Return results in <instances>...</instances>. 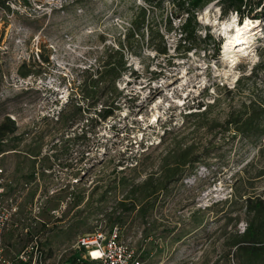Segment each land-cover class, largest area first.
<instances>
[{"label":"rangeland","instance_id":"obj_1","mask_svg":"<svg viewBox=\"0 0 264 264\" xmlns=\"http://www.w3.org/2000/svg\"><path fill=\"white\" fill-rule=\"evenodd\" d=\"M146 1L0 4V123L15 122L0 140V167L21 196L6 254L37 235L43 264H65L76 237L116 224L141 264H264V249L250 254L238 237L251 222L264 245V0L242 15L226 0L199 7L189 51L178 46L185 13L170 0L129 34ZM232 16L237 26L249 19L255 38L230 67L221 49L235 26L221 29ZM205 34L217 51L203 49ZM119 42L126 65L107 90L132 101L90 125L108 94L80 98L83 75ZM243 110H263L244 133L226 123ZM172 167L179 171L168 176ZM145 201L153 205L143 216Z\"/></svg>","mask_w":264,"mask_h":264},{"label":"trees","instance_id":"obj_2","mask_svg":"<svg viewBox=\"0 0 264 264\" xmlns=\"http://www.w3.org/2000/svg\"><path fill=\"white\" fill-rule=\"evenodd\" d=\"M174 6H176V10L178 11L177 14H179L180 11H183L185 13L184 19L182 23L179 25V31L182 36H180V41L183 40L185 44L187 42V45H185L183 50L189 51L192 47L195 46L196 39L199 38V35H197V26L198 20L196 19V11L199 7L203 6L205 3L211 1V0H170ZM227 2L232 3V7L235 9V11L240 12L242 15L243 7H246L247 5L250 6V10L260 7L262 0H226ZM146 5H140L138 6L137 12L133 15L132 18H130V33L132 36L134 33L139 32L140 28L146 24L148 25L149 22V12L151 11L152 5L157 4V6H160L162 4L163 0H147ZM0 4L4 5V0H0ZM264 8V7H263ZM227 9L223 10V13H227ZM171 16V15H170ZM168 21V30L171 28V20L170 17H167ZM129 36L126 37L128 39ZM212 36L209 34H205L204 37L199 39V41L204 42L203 49H206V46L209 44H213L214 42L211 39ZM216 45V46H215ZM125 44L123 42H119L118 48L116 50H110L105 55L104 59H102L98 65H96L94 68H92L91 73L89 76L83 75L82 80V86L83 91L81 94L82 99L86 98H93L98 94H101L103 92H106L107 98L103 102L101 108L96 112V117H92L90 125H96L100 120L106 119L108 116H111L116 109H119V102L120 100L124 99V103H129L132 101V94H122V91L112 93V91H108L107 87L114 85V79L120 75V73L125 68V60H124V53H123V47ZM213 47L215 48V51L218 50V43H214ZM166 46L163 45L162 48L158 49V52L160 54L167 53ZM112 53H116V61H112L111 55ZM45 59L47 57H44ZM89 69H86L87 71ZM73 101V98H72ZM74 102H79L77 99L74 100ZM77 111H81V105L74 104L73 105ZM88 110V109H87ZM207 112V111H206ZM206 112H202L205 114ZM263 110L259 111H253L252 114H248L246 117H243V115L246 114V110H243V112H240V114L234 115V117H231V119H228L226 123H232L235 126V130L238 132H246L251 129V127L256 123V121L262 116ZM201 114V113H200ZM199 114V115H200ZM198 115V114H197ZM15 122L10 119L9 117L6 118L4 122L0 123V140L8 133H13L15 130ZM92 127V126H91ZM112 129H114L115 133L118 132V130H115V125L111 126ZM93 129V127H92ZM91 129V130H92ZM92 132V131H90ZM94 132V131H93ZM117 134V133H116ZM184 157V153L179 156L180 159ZM199 159H197V162ZM177 167H172L171 169H167V175L173 176L176 173H178ZM122 183H124V180L122 179ZM263 202L260 200L257 202V208L261 209ZM153 205V203H150V201H145L144 203H141L139 208L140 212L143 213V216L147 213L149 208ZM256 206V205H255ZM113 226V225H112ZM239 242H245L244 246H242L243 249H246L247 252L250 254H257L258 249H264L263 244H258V232L257 228L255 227L254 223H248L245 227V229L238 235ZM69 262L73 263V258L68 259Z\"/></svg>","mask_w":264,"mask_h":264},{"label":"built area","instance_id":"obj_3","mask_svg":"<svg viewBox=\"0 0 264 264\" xmlns=\"http://www.w3.org/2000/svg\"><path fill=\"white\" fill-rule=\"evenodd\" d=\"M9 184L5 170L0 167V264H43V247L37 235H33L22 249L11 255L5 253L4 234L12 227L21 202L16 189L9 191ZM121 235L116 224L106 233L79 235L70 246L72 252L65 264H141L137 250L123 242ZM70 257L73 263L68 261Z\"/></svg>","mask_w":264,"mask_h":264},{"label":"bare ground","instance_id":"obj_4","mask_svg":"<svg viewBox=\"0 0 264 264\" xmlns=\"http://www.w3.org/2000/svg\"><path fill=\"white\" fill-rule=\"evenodd\" d=\"M230 19V22L223 23L221 30L226 33L227 30L229 31L233 25L235 26L233 29L234 32L227 35L226 40L222 44L221 50L224 52V55H227V61L230 67H232L239 60L238 51L243 50L246 53L247 49L249 48L248 46H251V39L255 37L252 36L251 33H248V30H250L253 26L249 19H247L241 26H237L235 24L236 20L235 22L233 21L235 19L234 16H232V18L230 17ZM261 35H263L262 32H260L258 36L260 37ZM245 53L243 52L242 54ZM233 77L235 78V75H233Z\"/></svg>","mask_w":264,"mask_h":264}]
</instances>
